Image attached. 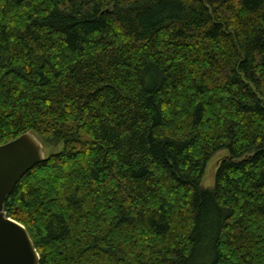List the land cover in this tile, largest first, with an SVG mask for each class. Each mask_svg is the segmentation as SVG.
Instances as JSON below:
<instances>
[{
  "label": "trees",
  "instance_id": "trees-1",
  "mask_svg": "<svg viewBox=\"0 0 264 264\" xmlns=\"http://www.w3.org/2000/svg\"><path fill=\"white\" fill-rule=\"evenodd\" d=\"M25 132L62 145L5 203L40 264H264V0H0Z\"/></svg>",
  "mask_w": 264,
  "mask_h": 264
},
{
  "label": "water",
  "instance_id": "water-1",
  "mask_svg": "<svg viewBox=\"0 0 264 264\" xmlns=\"http://www.w3.org/2000/svg\"><path fill=\"white\" fill-rule=\"evenodd\" d=\"M45 159L44 145L33 132L0 145V264H40L28 230L7 216L5 203L20 179Z\"/></svg>",
  "mask_w": 264,
  "mask_h": 264
},
{
  "label": "rangeland",
  "instance_id": "rangeland-1",
  "mask_svg": "<svg viewBox=\"0 0 264 264\" xmlns=\"http://www.w3.org/2000/svg\"><path fill=\"white\" fill-rule=\"evenodd\" d=\"M60 150H62L61 144L50 143L48 146L45 145L44 147L46 156L54 152H59ZM227 153L228 152L226 150H221L217 152L208 162L205 174L202 179L203 186L205 187L213 186L218 165L222 161V159L227 155Z\"/></svg>",
  "mask_w": 264,
  "mask_h": 264
}]
</instances>
